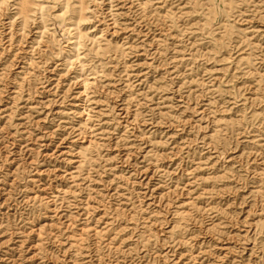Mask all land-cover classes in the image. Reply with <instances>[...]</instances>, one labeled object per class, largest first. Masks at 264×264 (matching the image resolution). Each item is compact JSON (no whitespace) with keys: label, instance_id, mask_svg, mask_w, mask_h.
Returning <instances> with one entry per match:
<instances>
[{"label":"rangeland","instance_id":"rangeland-1","mask_svg":"<svg viewBox=\"0 0 264 264\" xmlns=\"http://www.w3.org/2000/svg\"><path fill=\"white\" fill-rule=\"evenodd\" d=\"M0 0V264H264V0Z\"/></svg>","mask_w":264,"mask_h":264},{"label":"bare ground","instance_id":"bare-ground-1","mask_svg":"<svg viewBox=\"0 0 264 264\" xmlns=\"http://www.w3.org/2000/svg\"><path fill=\"white\" fill-rule=\"evenodd\" d=\"M26 2L27 0H20L19 4H18V10L20 14H24L26 12Z\"/></svg>","mask_w":264,"mask_h":264}]
</instances>
